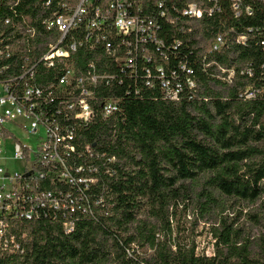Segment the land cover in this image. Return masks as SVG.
I'll return each mask as SVG.
<instances>
[{
	"label": "trees",
	"instance_id": "16d2710c",
	"mask_svg": "<svg viewBox=\"0 0 264 264\" xmlns=\"http://www.w3.org/2000/svg\"><path fill=\"white\" fill-rule=\"evenodd\" d=\"M255 4L253 17L235 20L227 10L204 17L192 32L190 24L162 23L158 34L166 50L153 48L146 65L163 66L169 78L177 71L179 101L164 98L157 78L153 87L146 77L129 76L97 89L98 98L121 99L119 112L108 120L98 116L78 132L96 153L73 160L96 166L97 183L88 192L63 187L86 195L90 212L78 214L70 235L50 219L22 223L24 252L0 250V264H264V5ZM249 28L256 33L246 45L231 38L207 57L215 65L204 72V37ZM175 41L182 45L169 51ZM95 57L80 53L78 59L83 64ZM181 63L193 67L196 90L178 71ZM219 67L236 70L233 83L221 79ZM247 67L253 78L241 75ZM248 87L261 94L246 99ZM191 216L192 233L211 223L215 256L198 255L196 236H186L182 218Z\"/></svg>",
	"mask_w": 264,
	"mask_h": 264
},
{
	"label": "built area",
	"instance_id": "2783aa9c",
	"mask_svg": "<svg viewBox=\"0 0 264 264\" xmlns=\"http://www.w3.org/2000/svg\"><path fill=\"white\" fill-rule=\"evenodd\" d=\"M256 2L264 5V0H0V250L24 252L22 223L50 219L70 235L78 214L90 212L86 195L63 187L88 192L97 183V167L73 159L96 153L94 145L78 138L79 130L120 110L121 99L97 97L99 87L124 84L129 76L146 77L153 87L157 78L164 98L179 101L183 85L177 71L169 78L163 66L146 65L153 61V48L166 50L158 34L162 23L190 24L192 32L204 17L227 10L235 20L253 17ZM255 33L252 28L242 34L230 29L211 40L204 37V72L215 65L207 57L226 49L228 40L246 45ZM260 43L264 48V39ZM181 45L175 41L168 50ZM80 53H94L96 59L82 64ZM102 57L106 60L99 67ZM178 71L196 90L193 67L181 63ZM218 72L230 84L237 75L234 68L219 67ZM241 75L253 78L254 72L247 67ZM259 94L248 87L243 95L253 99ZM10 162L25 167L12 169ZM210 238V247L197 245L198 255L215 256Z\"/></svg>",
	"mask_w": 264,
	"mask_h": 264
},
{
	"label": "rangeland",
	"instance_id": "374dc122",
	"mask_svg": "<svg viewBox=\"0 0 264 264\" xmlns=\"http://www.w3.org/2000/svg\"><path fill=\"white\" fill-rule=\"evenodd\" d=\"M27 143H33V142H27ZM12 169L16 170H22V168L25 167V165L20 164L19 162H10L9 165ZM182 222L184 223L185 228L187 229L186 236H196L197 243L200 247L208 248L211 246V238L209 234V227L211 226V223H204L201 222L199 224L198 229L194 233H192V216L188 218H182ZM176 222L174 223V225ZM150 253V252H149Z\"/></svg>",
	"mask_w": 264,
	"mask_h": 264
}]
</instances>
